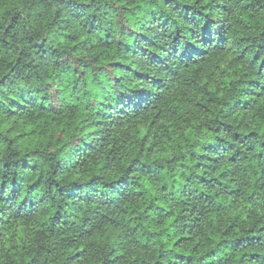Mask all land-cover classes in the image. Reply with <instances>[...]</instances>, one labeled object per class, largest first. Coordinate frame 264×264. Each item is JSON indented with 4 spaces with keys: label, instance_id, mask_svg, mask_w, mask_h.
I'll list each match as a JSON object with an SVG mask.
<instances>
[{
    "label": "clouds",
    "instance_id": "obj_1",
    "mask_svg": "<svg viewBox=\"0 0 264 264\" xmlns=\"http://www.w3.org/2000/svg\"><path fill=\"white\" fill-rule=\"evenodd\" d=\"M0 264H264V0H0Z\"/></svg>",
    "mask_w": 264,
    "mask_h": 264
}]
</instances>
